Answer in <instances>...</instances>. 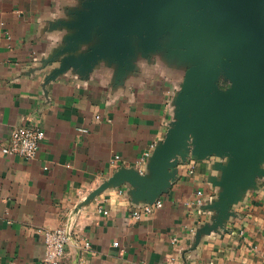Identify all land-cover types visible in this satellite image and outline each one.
Instances as JSON below:
<instances>
[{
    "label": "crops",
    "instance_id": "1",
    "mask_svg": "<svg viewBox=\"0 0 264 264\" xmlns=\"http://www.w3.org/2000/svg\"><path fill=\"white\" fill-rule=\"evenodd\" d=\"M84 3L0 0V148L17 126L45 133L33 160L0 151V264H37L42 231L67 222L60 264H264V177L230 205L222 228L195 241L214 214L225 158L179 159L162 206L139 219L131 211L143 205L131 203L128 182L100 189L120 167L147 173L189 62L162 47L136 52L124 71L100 60L50 78L97 39L69 49V23Z\"/></svg>",
    "mask_w": 264,
    "mask_h": 264
},
{
    "label": "water",
    "instance_id": "2",
    "mask_svg": "<svg viewBox=\"0 0 264 264\" xmlns=\"http://www.w3.org/2000/svg\"><path fill=\"white\" fill-rule=\"evenodd\" d=\"M69 24L70 50L97 39L50 78L66 68L88 72L100 60L124 71L136 52L162 47L189 62L172 102L175 119L147 157V173L120 167L100 189L128 182L134 206L152 205L179 159L225 158L214 214L195 230V241L222 228L230 205L264 177V0H85ZM65 226L69 240L71 222Z\"/></svg>",
    "mask_w": 264,
    "mask_h": 264
},
{
    "label": "built area",
    "instance_id": "3",
    "mask_svg": "<svg viewBox=\"0 0 264 264\" xmlns=\"http://www.w3.org/2000/svg\"><path fill=\"white\" fill-rule=\"evenodd\" d=\"M44 131L37 126H17L14 127L8 139L6 146L1 147L0 151L7 155H17L26 160H33L36 158L39 144L44 138ZM148 153L145 154V157ZM118 157H114L116 161ZM162 206L161 200H157L152 205H143L135 207L131 211L134 219H139L142 215L150 213L153 208ZM102 213L106 214L107 211L100 208ZM44 243V256L37 264H60L65 256V246L68 242L66 235L65 223L52 229H44L42 231ZM118 245V242H114ZM85 247L89 246L88 242L84 243Z\"/></svg>",
    "mask_w": 264,
    "mask_h": 264
}]
</instances>
